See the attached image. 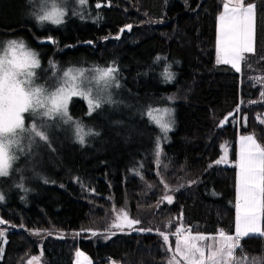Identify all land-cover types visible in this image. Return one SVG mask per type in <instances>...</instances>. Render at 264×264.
Here are the masks:
<instances>
[{
  "label": "trees",
  "instance_id": "trees-1",
  "mask_svg": "<svg viewBox=\"0 0 264 264\" xmlns=\"http://www.w3.org/2000/svg\"><path fill=\"white\" fill-rule=\"evenodd\" d=\"M244 2L256 4V49L238 73L215 60L223 0H70L58 25L37 21L41 0H0V39L23 40L39 54L37 81L54 87L69 69L112 66L120 81L91 115L82 98L71 100L68 114L93 133L83 145L59 116L42 118L46 140H27L12 171L23 187L0 203V264H25L27 254L74 264L77 248L93 264H167L157 230L172 241L178 226L235 235L239 137L253 134L264 147V0ZM121 29L119 39L110 37ZM164 104L175 108L174 129L159 158V129L145 105ZM34 121L41 123L27 115L25 126ZM224 143L229 166L215 163ZM121 210L139 224L108 231L110 215ZM26 229L46 233L31 245ZM234 256L235 264H264V236L242 238Z\"/></svg>",
  "mask_w": 264,
  "mask_h": 264
},
{
  "label": "snow or ice",
  "instance_id": "snow-or-ice-1",
  "mask_svg": "<svg viewBox=\"0 0 264 264\" xmlns=\"http://www.w3.org/2000/svg\"><path fill=\"white\" fill-rule=\"evenodd\" d=\"M48 2L49 0H41L40 11L34 13L37 21L40 23L49 21L57 25L63 23L64 11L61 7L63 0H60L59 4L53 2L50 8L45 7ZM85 2L86 0H76L78 5H83ZM101 6L99 3L95 5L97 8ZM255 19V3H248L245 6L244 0H235L231 6L228 3L224 5L223 13L218 17L217 50L220 56L218 62L231 65L237 72L241 71V62L245 61V54L255 51ZM127 28L130 30L131 25H128ZM122 31L123 29H121ZM115 38L119 39V36ZM6 43L7 47H0V176L9 175L11 163L16 159L15 154L10 152L12 146L19 147L25 138H28L30 142L37 137L42 140L47 139V125L43 123L42 119L44 117L52 119L59 116L66 123L72 122L75 125L76 141L83 145L85 136L92 135V130L88 129L85 132L82 121L73 120L68 114V104L73 96H78L85 100L88 105L87 114L91 115L92 111L100 106L101 101L100 90L96 85L104 80V87H109L106 78L117 71L114 67L96 69L95 84L82 86L76 83V77L69 69L64 72L61 85L57 86L55 90L46 91L33 84L34 72L32 69L39 67V54L28 48L23 40H12ZM156 59L160 60L161 58L157 57ZM165 75L168 80L173 77L170 72H166ZM111 79L114 81V86L119 87L115 77L113 76ZM94 87H96L95 94H93ZM262 96H264V92H262ZM165 112L171 115V110L166 109ZM236 112H239V108L236 109ZM25 113H29L33 118H40L39 126L34 121L25 127ZM149 115L151 116L150 112ZM243 121L246 125V117L243 118ZM260 122L264 123V120ZM156 123L164 132L169 130V123H161L159 119H156ZM95 134L98 135V133ZM221 162L218 159L215 163ZM235 166L238 168L237 203L235 205L236 232L234 236L227 235L223 231L219 232V247L208 246L210 259L217 256L220 257V260L232 257L233 250L239 247V240L249 234L264 236V224H262L264 222V147L257 143L253 134L240 137V149ZM137 174L139 173L137 172ZM20 187L23 186L20 185ZM164 187L168 189L166 184ZM24 190L27 191V189ZM4 199V195L0 193V202H3ZM162 199L171 203L173 197L166 193ZM116 219L119 223L114 222L111 227H134L139 224V220L129 218L125 210H121ZM4 223L5 221L0 219V224ZM147 231H151V229ZM92 234L96 235L97 233ZM157 234L167 245V251L173 252L169 234L159 230H157ZM173 235L176 238L175 250L169 258V264H180V261L176 259L177 255L187 264H205V249L198 246L197 241L217 239L203 235L194 236L191 234V229L185 232L179 226ZM212 264H219V261L212 259Z\"/></svg>",
  "mask_w": 264,
  "mask_h": 264
},
{
  "label": "rangeland",
  "instance_id": "rangeland-1",
  "mask_svg": "<svg viewBox=\"0 0 264 264\" xmlns=\"http://www.w3.org/2000/svg\"><path fill=\"white\" fill-rule=\"evenodd\" d=\"M69 1L70 0H63L62 5H63L64 13L67 10V6H68V2ZM226 3H228L229 6H231V4L235 3V0H223L222 9H221L220 13L218 14V17L223 13V7H224V5ZM244 5L247 6V4H245V2H244ZM218 17H217V28H216V55H215V60H216L217 64H224V63L218 62L219 59H220V56H219V53H218V50H217L218 26H219ZM255 21H256V19H255ZM123 32H124V30L122 32L120 31V33H118L116 35H113V36H110V37H113L112 39H116L115 37H117V36L120 37L123 34ZM255 40H256V35H255ZM6 42H8V41H4V40L0 39V47H7V43ZM255 49H256V43H255ZM254 53H255V51H254ZM252 54L253 53H248V54H245V56L246 55H252ZM225 65H228V66L231 67V65H229V64H225ZM241 65H242V63H241ZM112 67H114L116 70H118L115 66H112ZM95 70L96 69H91V70L88 69L86 71V70L77 69V70H73L72 71V75L76 77V83L77 84H81L82 86L84 84H95V77H96V71ZM32 71L34 72L33 84L35 86L44 88L46 91L55 90L57 86L61 85V82L64 79V78H61L59 83H58V85L53 87V86H49L47 81H37V79H38V76H37L38 75V67L37 68H33ZM115 72L117 74V71H114L108 78H106L107 83L109 84V87H107V88L104 87V84H105L104 80H101L99 82V85H96V87L99 88L100 94H101L100 106L105 103L104 101H107V100L111 99V93H112L113 89L114 88H118V87L114 86V81L111 79V77L114 76L116 81H118V83L120 84V81H119L118 77H116ZM170 73L173 74V77H172V79H173V78H175V76L177 74V70L172 69L170 71ZM238 73H240V72H238ZM96 87H94V93L93 94H95ZM74 97H78V96H73L72 99ZM70 102H69V104H70ZM102 102H104V103H102ZM69 104H68V107H69ZM145 108H146V113H149V112L151 113V118H152V120L155 123H156V119H159L161 121V123H169V130L167 132H164L163 129L159 126V124L156 123V125H157V127L159 129V136L157 138V147H156V150H155V154L157 155V157L160 158L161 154L163 152L164 140H165L166 136L168 135V133L174 129V125H173V127H171V125L173 124V114H174L175 108H174L173 105H170V104L155 105V106L145 105ZM166 109L171 110V115H169L167 112H165ZM27 115H30V114L29 113H25L24 114L25 124H26ZM254 138L258 142V140H257V138L255 136H254ZM27 140H29V139L28 138L23 139L21 141V144H20L19 147H17V146H12L11 147L10 152L15 154L16 159L20 156V152H21L20 149L22 148L23 151L25 150V148L27 146L26 145ZM221 150H222V153H221V156H220L219 159L222 162L219 163V164L220 165L229 166L230 165V161H229V145L227 143H224L222 148H221ZM158 153H159V155H158ZM16 159H14L12 161V163H11V168L9 169V175L0 176V193H2L4 195V198H5L3 202H5V200L7 199L8 194H10L12 191H14L15 187L19 186L23 181L25 182L24 178H20V171L19 170L14 173L15 175L12 174L13 165H14ZM7 178H10V180L7 181L6 180ZM237 185H238V170H237ZM236 200H237V198H236ZM0 203H2V202H0ZM120 212L121 211H114L113 214L110 215L108 223L106 225L107 226L106 229L108 231L113 232V233H119V232L125 231L126 229L131 230L132 227H128V226H125V227H122V228L111 227V225L114 222L115 223H119V221L116 219V217L120 214ZM128 216H129V214H128ZM129 218H131V217L129 216ZM9 228L10 227H8V226H3V229H2L3 233L7 234ZM89 229H90L89 230V234H92L94 232L98 233V231H91L93 229H91V228H89ZM183 230L185 232H187L188 229H183ZM220 231H222V230H219L218 233L213 235V236H209V237H214V238H217V239H211V240L210 239H204V240H201V241H197V245L201 246V247H204V249H205V264H212V259H215V260L219 261V264H235L234 252H235L236 248L233 250V256L230 257V258L226 257L224 260H220L219 256L214 257L212 259L209 258L210 257V252L208 250V246L211 245L213 248H218L219 247L218 234H219ZM23 232L25 233V236H26L28 242L31 245L36 243V240H39V237H38L39 235L46 233L45 230H37V229H26ZM37 232L39 233L38 235L35 234ZM191 234L194 235V236L197 235V234H194L192 231H191ZM170 235H169V240H170L173 252H169V257H168L167 264H169V258L173 255L174 250H175V239L176 238L173 235L174 236V240L172 241L171 238H173V237L170 236ZM80 236H82V234L78 235V237H80ZM203 236H205V235H203ZM240 241H241V239L239 240V244H240ZM74 254H75L74 264H93V261L90 258V256L88 254H86L85 252H83L82 250L77 248V250L75 251ZM79 254H82V255H79ZM26 256H27V258L25 259V261H26L25 264H29V261H31V264H43L41 256H31L30 254H27ZM33 258H35V259H33ZM176 259L180 261V264H187V262L185 260H183L179 255L176 256ZM111 264H116V263H111Z\"/></svg>",
  "mask_w": 264,
  "mask_h": 264
},
{
  "label": "crops",
  "instance_id": "crops-1",
  "mask_svg": "<svg viewBox=\"0 0 264 264\" xmlns=\"http://www.w3.org/2000/svg\"><path fill=\"white\" fill-rule=\"evenodd\" d=\"M246 4V3H245ZM248 4V3H247ZM242 136H244V135H240V137H242ZM240 137H239V140H238V150H237V159H238V154H239V149H240ZM257 143H259V142H257ZM237 170H238V168H237ZM262 224H263V222H262ZM253 235H259V234H249L248 236H253ZM248 236H245V237H248ZM207 237H209V236H207ZM244 238V237H243Z\"/></svg>",
  "mask_w": 264,
  "mask_h": 264
},
{
  "label": "clouds",
  "instance_id": "clouds-1",
  "mask_svg": "<svg viewBox=\"0 0 264 264\" xmlns=\"http://www.w3.org/2000/svg\"><path fill=\"white\" fill-rule=\"evenodd\" d=\"M60 3V0H49L48 4L45 5V7H51L52 3ZM61 7H63V5L61 4Z\"/></svg>",
  "mask_w": 264,
  "mask_h": 264
}]
</instances>
